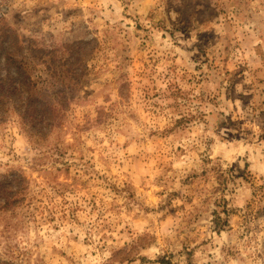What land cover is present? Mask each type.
I'll use <instances>...</instances> for the list:
<instances>
[{
    "label": "rangeland",
    "instance_id": "rangeland-1",
    "mask_svg": "<svg viewBox=\"0 0 264 264\" xmlns=\"http://www.w3.org/2000/svg\"><path fill=\"white\" fill-rule=\"evenodd\" d=\"M0 55L67 109L0 110V264H264V0H0Z\"/></svg>",
    "mask_w": 264,
    "mask_h": 264
},
{
    "label": "trees",
    "instance_id": "trees-1",
    "mask_svg": "<svg viewBox=\"0 0 264 264\" xmlns=\"http://www.w3.org/2000/svg\"><path fill=\"white\" fill-rule=\"evenodd\" d=\"M81 46L82 43H76L71 46V49L77 52ZM80 50L82 51V49ZM2 59L4 63L1 62ZM12 70H14L13 73ZM2 72L7 75L3 77ZM73 81L77 82L76 79ZM34 88L32 77L22 61L20 63L11 57L0 55V110L6 108L11 102L14 105V111L21 118V125L26 129L25 131L28 130L31 135L39 136L37 138L42 139L48 136L55 127L62 124L67 109L65 101L55 103L42 100L37 96ZM55 150L60 152L59 147H56ZM25 182L26 180L21 177V174L5 175L0 178V200L4 199V205H0L1 209L10 203L15 204ZM15 186L17 188L13 189ZM215 222L219 231L229 225L228 220L220 215H216Z\"/></svg>",
    "mask_w": 264,
    "mask_h": 264
}]
</instances>
